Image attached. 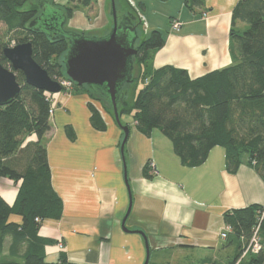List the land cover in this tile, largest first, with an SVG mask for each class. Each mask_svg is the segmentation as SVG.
I'll list each match as a JSON object with an SVG mask.
<instances>
[{"label":"crops","instance_id":"obj_1","mask_svg":"<svg viewBox=\"0 0 264 264\" xmlns=\"http://www.w3.org/2000/svg\"><path fill=\"white\" fill-rule=\"evenodd\" d=\"M120 1L138 9L140 27L162 32L165 44L154 54V69L169 65L186 70L196 79L236 61L230 29L233 10L240 0H203V7L195 12L184 0ZM125 9L121 4L119 10ZM174 22H179L178 30L173 29ZM111 26V0H95L93 9L81 8L68 21L69 28L95 36L106 35ZM238 27L243 30L245 25L239 23ZM136 93L134 88L130 100ZM89 103L101 112L107 125L104 131L91 125ZM52 110L44 143L52 187L62 200L63 210L60 219H47L40 228L41 237L56 241L46 246V261L56 263L64 254L72 264H143V237L125 232L121 226L129 205L120 151L123 131L84 92L54 94ZM68 127L73 132L71 137ZM37 140L35 134L29 135L23 147ZM126 161L133 194L126 226L148 237L151 264L229 263L237 246L221 236L227 227L224 213L264 206L260 175L247 162L230 173L222 147L212 149L200 167L188 168L181 164L171 141L161 131L155 129L147 137L133 121ZM148 164L151 178L143 175ZM20 185L1 179L0 196L13 205ZM21 220L19 216L10 218Z\"/></svg>","mask_w":264,"mask_h":264},{"label":"trees","instance_id":"obj_2","mask_svg":"<svg viewBox=\"0 0 264 264\" xmlns=\"http://www.w3.org/2000/svg\"><path fill=\"white\" fill-rule=\"evenodd\" d=\"M94 1L67 0L65 5H59L56 0H0V26L4 27V30L0 28V63L9 68L4 49L10 47L11 41L15 46L31 42L33 59L52 78L69 80L63 65L69 37L95 35L69 28L68 21L81 8L93 9ZM184 1L194 12L203 7V0ZM124 2L115 0L118 14L123 12L119 10L121 4L126 8L122 13L124 19L119 21L138 28L142 22L136 9ZM52 11L63 14L61 33L44 26L45 14ZM239 23L245 25L243 30ZM8 37H11L9 41ZM135 44L136 73L129 84L140 81L142 88L132 102L127 100L124 90L120 118L132 116L137 130L147 137L155 129L161 131L185 167H200L212 149L222 147L226 150V167L230 173H236L247 162L264 181V0L239 1L233 10L230 29V46L236 61L202 77L192 79L186 70L169 65L153 68L154 54L165 44L159 30L142 39L138 34ZM16 78L22 85L21 94L10 104L0 105V180L8 178L21 185L13 205L0 196V264H72L64 254L56 263L47 262L45 248L56 241L39 235L43 222L60 219L63 210L62 200L52 187L44 143L51 127L52 101L46 92L26 84L21 71L16 72ZM64 91L88 94L115 120L109 102L88 86L73 82L71 89ZM89 107L91 125L104 131L107 125L101 112L93 103ZM67 131L71 137L70 127ZM32 134L38 140L23 147L26 137ZM150 167L148 164L144 168L146 178L152 177ZM262 212L264 206L252 205L224 213V221L231 228L227 243L237 246L236 255L227 264L240 259L259 225L262 251L247 254L239 264H264ZM11 216L22 220L10 221Z\"/></svg>","mask_w":264,"mask_h":264},{"label":"water","instance_id":"obj_3","mask_svg":"<svg viewBox=\"0 0 264 264\" xmlns=\"http://www.w3.org/2000/svg\"><path fill=\"white\" fill-rule=\"evenodd\" d=\"M113 27L104 36L69 37V49L63 58L66 76L79 86H88L102 95L113 109L115 121L123 131L121 157L124 165L125 182L128 189L129 205L121 226L125 232L143 237L146 257L143 264L150 262V245L146 234L140 230L130 231L127 220L133 207V194L129 184L126 161V145L130 137V127L122 124L119 107L124 96V87L132 80L134 63L137 55L136 40L138 28L129 27L119 21L115 0H111ZM65 19L61 12L45 14L43 23L51 32L61 33ZM9 68L0 63V105L6 106L21 94L22 85L16 78V72L24 74L26 84L49 94H58L63 88L58 80L33 59L31 42H26L4 49Z\"/></svg>","mask_w":264,"mask_h":264},{"label":"built area","instance_id":"obj_4","mask_svg":"<svg viewBox=\"0 0 264 264\" xmlns=\"http://www.w3.org/2000/svg\"><path fill=\"white\" fill-rule=\"evenodd\" d=\"M173 29L178 30L180 28V24L179 22H174L172 25ZM15 46V45H13ZM59 83L61 84L63 90L64 88H66L67 90L71 89L73 82L71 80H67V79H60L58 80ZM53 95L54 94H49L47 93L48 98L52 101L53 99ZM51 115L53 114V110L50 111ZM262 217L264 216V212H262ZM259 227L260 225L255 229L254 234L252 236V238L250 239V241L248 242L247 246L244 249V252L242 253V256L240 257V259L235 263V264H239L241 262V260L249 253L252 254H259L262 251V241L261 238L259 236ZM231 232V228L229 226L226 227V232L222 233V238L226 239L228 233Z\"/></svg>","mask_w":264,"mask_h":264},{"label":"rangeland","instance_id":"obj_5","mask_svg":"<svg viewBox=\"0 0 264 264\" xmlns=\"http://www.w3.org/2000/svg\"><path fill=\"white\" fill-rule=\"evenodd\" d=\"M57 2H58L59 4H63V3H66V0H57ZM136 11H137L138 15H140V12L138 11V9H137ZM144 26H145V25H143L142 27L139 26V28H138V34H139V36H140L141 39H142V38H145L146 36L149 37V36L151 35L152 31H154V30H149L148 27L144 28ZM0 28H1L2 30H4V27H3L2 25L0 26ZM10 39H11V37H8L6 40L9 41ZM13 45H14V41H11V43H10V47H12ZM135 73H136V71L134 70V71H133V74L135 75ZM134 88H137V91L140 90V89L142 88V83H141L140 81H137V82L134 83V84H128V85L124 88V90H127V91H128V99H127V100H130V98H129V97L131 96L130 93L133 92ZM131 100H133V96L131 97ZM131 100H130V101H131ZM98 104H99V103H98ZM121 121H122V123H123L124 125H125V124H128V125L131 126V125L133 124V118H132V116H130V115H124V116L121 118ZM2 179H8V178H2ZM222 252H223V250H222ZM192 259H193V258H190L189 261H192ZM150 262H151V260H150ZM149 264H151V263H149ZM196 264H199V263H196Z\"/></svg>","mask_w":264,"mask_h":264},{"label":"flooded vegetation","instance_id":"obj_6","mask_svg":"<svg viewBox=\"0 0 264 264\" xmlns=\"http://www.w3.org/2000/svg\"><path fill=\"white\" fill-rule=\"evenodd\" d=\"M118 15H119V19H120V18L124 19V16H123V15H120V14H118Z\"/></svg>","mask_w":264,"mask_h":264}]
</instances>
